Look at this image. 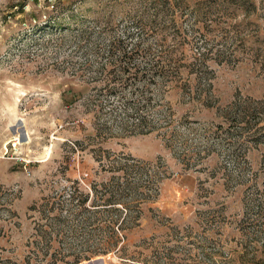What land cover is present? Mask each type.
<instances>
[{
	"label": "rangeland",
	"instance_id": "374dc122",
	"mask_svg": "<svg viewBox=\"0 0 264 264\" xmlns=\"http://www.w3.org/2000/svg\"><path fill=\"white\" fill-rule=\"evenodd\" d=\"M94 247L264 264V0H0V264Z\"/></svg>",
	"mask_w": 264,
	"mask_h": 264
},
{
	"label": "trees",
	"instance_id": "16d2710c",
	"mask_svg": "<svg viewBox=\"0 0 264 264\" xmlns=\"http://www.w3.org/2000/svg\"><path fill=\"white\" fill-rule=\"evenodd\" d=\"M132 55L129 54V50H126L124 47L119 50V55L115 56L117 59H112L111 57L109 58V66L105 67L102 66L99 69L100 75H102L105 80V84L108 83H113L111 84L110 87H117L118 84H121L123 80L129 78L130 76H136L138 77L139 71L144 72V70H141L138 68V66L133 65H121V63L128 64L130 62ZM108 61V60H107ZM115 61V62H113ZM125 61V62H123ZM118 64V65H116ZM116 71L122 74V76H119L118 78H115L114 75H116ZM111 78V79H110ZM136 110V108L134 109ZM127 174L126 170L121 172V177H122V183L121 182H115L116 186H112V189H108L106 191L105 189V199L103 200V205H114V204H120L121 203V198H114L115 195L121 193L127 186V180L124 177ZM127 176V175H126ZM124 183V185H123ZM123 185V186H121ZM105 186V184H103ZM108 187V185L106 186ZM93 190L96 192V189L93 187ZM101 197V196H100ZM88 199V195H85L84 198H82L78 204L77 208H79V211L77 213L82 214V209L80 210L81 205H83L86 200ZM252 207V206H251ZM86 249V248H85ZM83 250V252L76 254L74 258L65 260L63 261L62 264H76L77 262L81 261V259L84 258H89L90 256L97 254V253H103L109 250V248H100V247H94L93 249H87ZM86 251V252H84Z\"/></svg>",
	"mask_w": 264,
	"mask_h": 264
},
{
	"label": "water",
	"instance_id": "95a60500",
	"mask_svg": "<svg viewBox=\"0 0 264 264\" xmlns=\"http://www.w3.org/2000/svg\"><path fill=\"white\" fill-rule=\"evenodd\" d=\"M81 264H105L102 257H96L93 259H89L87 261H83Z\"/></svg>",
	"mask_w": 264,
	"mask_h": 264
}]
</instances>
